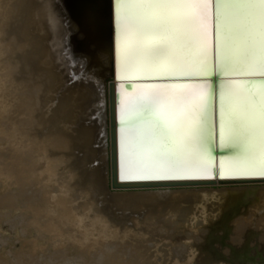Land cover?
<instances>
[{
    "label": "bare ground",
    "instance_id": "6f19581e",
    "mask_svg": "<svg viewBox=\"0 0 264 264\" xmlns=\"http://www.w3.org/2000/svg\"><path fill=\"white\" fill-rule=\"evenodd\" d=\"M3 2L25 6L15 22L0 29V123L4 120L5 142L0 177L7 182L0 205L22 200L35 217L30 226L60 239L54 252L58 259H66L63 241L71 239L79 249L77 257H88L94 264H180L177 259L185 254L187 264H218L226 253L212 251L207 239L196 243L202 238L198 231L205 224L223 234L233 224L239 233L247 229L248 236L249 224L229 198L213 195L212 189L264 184V83L235 78L264 74V0H216L215 60L220 73L232 77L220 81L216 110L209 102L207 81L115 86L120 79L114 74L107 0ZM115 46L118 78L203 77L212 66L210 0H120ZM85 68L92 70L91 78ZM82 72V78L92 80L86 87L90 92L81 83ZM216 113L219 145L243 147L240 155L221 158L218 170L209 151L211 136L217 145ZM211 125L212 135L207 130ZM177 177L207 178L170 180ZM150 178L155 180L132 181ZM184 189L200 190L202 196L212 190L211 197L225 202L216 212L211 209L192 219L185 212L190 218L174 221L177 233L189 239L174 238V230L173 240L161 241L157 233L152 235L150 214L142 217L126 209L137 203L140 192H174L178 199ZM174 195L168 196L176 201ZM186 230L197 238L185 235ZM136 234L145 241L135 239ZM40 244L32 239L30 247L37 251ZM248 246L242 243L238 251L231 246V259H247L246 254L253 253Z\"/></svg>",
    "mask_w": 264,
    "mask_h": 264
},
{
    "label": "rangeland",
    "instance_id": "374dc122",
    "mask_svg": "<svg viewBox=\"0 0 264 264\" xmlns=\"http://www.w3.org/2000/svg\"><path fill=\"white\" fill-rule=\"evenodd\" d=\"M22 6H25V4H22L21 6H17V4L15 2H3V3L0 4V11H2L1 16H0V29H5L7 27V25H8L7 24L8 22H12L13 23V22L16 21ZM31 9H32V7L28 8V10H31ZM7 41H5L3 43H6ZM86 66H87L86 68L88 69L89 67L90 68L92 67V64L87 63ZM86 68L83 71H84V73H85V71L88 72L89 74L85 73V75H88L91 78L92 70H90V69L86 70ZM84 73L82 72V75H80V80L83 79V81H81V83L84 82L83 86L86 85L85 88L87 86H88V88H90L89 84H90V82L92 80L89 79L88 76L86 78L85 77L82 78ZM88 88H86V89L89 90ZM2 89H3V87H0V92L3 91ZM87 90L86 91L84 90V91L89 95ZM89 92H90V90H89ZM0 128L2 129V132H0V148H1L2 146H4V143H5L4 142V138H1V136L3 137L4 120H1ZM3 165H4V158H2L0 160V168ZM251 186H247L248 189L246 187H244V186L243 187L239 186L238 188L237 187L236 188L235 187L231 188V187H228V186L227 187L220 186L222 188L218 187V189H212L213 191L217 192V193L213 192V195H216V194L220 193V194L225 195L224 198H226V197H227L226 199L229 198L228 200L231 201L232 204H235L232 207L238 208L239 211H240V213L238 211L239 214L242 215L244 213L246 215V217H247L245 219L246 220V224L247 225L249 224V226H248V230H249L248 232L249 233H247L248 236L245 235L246 232H247V229L243 233H239L236 230V228H238V227L235 226V229H234V226H232L233 224L229 225L230 228L226 227V229H225V231L223 233L224 235L222 234V231L217 232L215 230L216 231L215 232V231H213L214 229L212 230L211 227H209V225L205 226V224H204V226H203L201 224V226H203L202 228L206 227L208 229L210 228V230H208V229L206 230V228H204V230L200 229V231H198L199 234L197 235V237L199 238V236L200 237L202 236V238L200 240H198L196 243L204 244L205 240L207 239L208 241L211 242L210 243L211 244L210 249H213L212 251L216 250V252H218V251L219 252L220 251L225 252L226 253L225 254L226 257L223 258L222 260H218L217 261L218 264H264V208H263V210H259V211L257 210V209H260V207L262 208L264 206L263 205L264 204V202H263L264 201V190H263L264 189V184L261 185L260 187H259V185L257 187L254 186V185H251ZM243 189H245V190H243ZM212 190H211V192H209L210 190H208V194L205 195V196L203 195L204 196L203 197L201 195V193H199V192H201L200 190H198L199 191L198 192L197 190L190 191V190H185L184 189V190H181V191L178 192V195L182 194L184 196L183 197V196L180 195L181 198H179V196H177L179 200L174 195V192L173 193L172 192L161 193V192L152 190V192L154 194L152 195V193L150 192L151 196H147V193H148V195H150L149 194L150 190L149 191L147 190L146 193H145V191H144V193L142 192L143 194L140 192L139 193L140 195L138 194V197H137V199H138L137 203H135L133 205H129L130 207L128 206L126 209H128L127 210L128 212H138L140 214L141 213L144 214L142 217H148L149 214H150V216H152V218H154L153 219L154 222L151 220L148 223L150 225V227L153 226L152 230L154 231V234H152V235H156L155 233H157V235L161 236L160 237L161 241L162 240L170 241V240H173V238H172L173 236L172 235H174V234H176L174 236V238H176V237L182 238L181 236L183 234L179 233V232L177 233V229H176V226H175L176 222L179 219H182V220L185 221L187 219V217L190 216V214H191V219H192L193 216L203 215V214L206 215L207 213H209L211 211V209H212V212H216L218 209H220L219 206L222 207V208L224 207V203L225 202L222 203V200L218 199V197L217 198L216 197L215 198L211 197V196H213L212 195ZM6 191H7L6 178L4 176H2V177H0V196L5 194ZM251 191L253 192V194H252ZM144 194L147 197H145ZM195 194H197L198 198L196 197ZM155 195L158 196V200L160 199L159 201L157 200ZM168 195H170V196L172 195V197L174 195V198H176V201H175V199H173L172 197H170ZM252 195H254V196H252ZM152 196H155V197L152 199ZM193 196H194V198H193ZM209 196H210V198H209ZM199 197H201V200L199 199ZM206 197H208V198H206ZM257 197H259V198H257ZM202 200H203V202H202ZM169 201H170V204H171V201L172 202L175 201V203H173V207L172 206L171 207L167 206L168 208L165 209V206L169 204ZM256 202H258L257 205H256ZM259 202L260 203L263 202L262 206H261V204ZM123 203L126 205L125 202H123ZM164 203H165V205H164ZM179 203H182V204H179ZM194 203H196L197 205L194 204ZM199 203L202 204V205H199ZM175 204H176V206H175ZM193 204L196 207L195 208V211H196L195 214H193L194 213L193 212L194 211ZM258 204L260 206L259 208H258ZM183 205L184 206L186 205V206L184 207ZM12 206H14V207H12ZM197 206H198V210L199 209L201 210V211H199L200 213L203 211L201 214L198 212V210H196ZM200 206L204 207V209H206L205 212H204V209L202 210ZM244 206H246V207H244ZM151 207H153V209ZM253 207H255V209H252ZM187 208H188V210H187ZM162 209L164 210V212H162ZM166 210L168 212H170V213L168 214L166 212ZM159 211H161V212H159ZM172 211H174V212H172ZM185 212H186V214L188 216L185 214ZM190 212H192V213H190ZM256 212H258V215H255V214H257ZM161 214H163V215L161 216ZM170 214H172L173 216L170 217ZM159 215H160V217H159ZM174 215L177 216V217L173 218ZM183 215H184V217H183ZM166 216H167V218L168 217L169 218L168 219L165 218ZM23 217H24V219H23ZM28 217H30V218L26 219ZM31 218L34 221L35 217L30 212V210L26 208L24 202L22 200H20V199L18 200V202L16 204L15 203H13V204L4 203V204L0 205V264H78V263L85 264V262H87L86 264H94L93 261L90 258H88V257L87 258L85 257V259H84V257L83 258L80 257L81 259L79 257H77V256H80L79 249L75 245V242L73 240H71V239L63 241V243L66 245V249L68 251L67 257L65 255L66 259H64V258L63 259L62 258H59V259L56 258L54 252L56 250V243H59V244L61 243L60 239H58L57 236L55 235V233H53V232L44 231L43 229H39V228L36 229L35 227L30 226L29 220L31 222H33L31 220ZM156 218H157V220H155ZM188 218H190V217H188ZM40 219H42V217ZM161 219H163V220H161ZM173 219H175V220H173ZM43 220H44V218L42 220H40V221H43ZM159 220H161V221H159ZM230 220H231V216L229 218H227V222H229ZM247 220H249V222ZM171 221H173V222H171ZM174 221H176V222H174ZM43 222L42 223L40 222V223L43 225ZM161 223L163 225H165L164 228H163V226L161 227V225H162ZM169 223H170L171 226L169 225ZM154 226L156 227V230H154V228H155ZM39 227L41 228V225ZM166 227L167 228L169 227V228L167 229ZM165 228H166V231H165ZM252 229H253V231L256 230L254 233L252 232L253 234L250 231ZM168 230H170V231H168ZM174 230H175V233H174ZM188 231L189 230L184 231L186 233L185 235L190 234L191 235L190 237L192 239H195L196 236L193 235V233H191L190 231L189 232ZM232 231H234L233 232L234 234L232 233ZM236 231H237V233H236ZM257 231H258V233H257ZM259 231L261 232L260 234H259ZM170 232L172 233V235H171ZM212 232H214V233H212ZM166 233H168V234L166 235ZM256 233L259 234V236H256L257 235ZM230 234H232L233 236L232 235L228 236ZM192 235L194 236V238H193ZM252 235H254V237H252ZM188 236L187 237L183 236L182 239L188 238ZM210 236H212V237H210ZM217 236H223V237H220L219 239H217L218 238ZM239 236L241 238L240 240H238ZM249 236H251L252 238L249 237ZM134 238L135 239H141V240L145 241V239H142L138 234H136L134 236ZM226 238H228L229 240L226 239ZM254 238H256V239H254ZM32 239L33 240L34 239H38V241L41 243L40 244V248L37 251L32 250L33 248L30 247ZM222 239H224V240H222ZM185 240H187V239H185ZM217 240H218V242H217ZM247 240H249V241H247ZM155 242L157 243V242H159V240H155ZM219 243H220V245H219ZM242 243H243V245H245V243L249 244L248 247H250V251L253 252V253L246 254V257H248L249 259L248 258L246 259V258H243V257H238V258L236 257L235 259L234 258L231 259L230 254H229L233 250V249L231 250V248L234 247L238 251V250H240L242 248ZM183 244H186V242L183 243ZM192 244L193 243H190V245H188L187 248H190L192 246ZM229 244H230V246H229ZM160 245H165V243H160ZM167 246L170 247L171 245L168 243ZM223 247H224V249H223ZM149 248L152 249L153 245L150 246ZM186 256H187V254H185L182 258L177 259V261L179 260L180 264H187ZM82 259H83V262H82ZM173 259H175V258L173 257ZM84 260H86V261L84 262ZM89 260H91V262ZM157 260L160 261V258H157ZM240 261H241V263H240ZM172 263H173V261L169 262V264H172ZM114 264H117V263H114ZM138 264H146V261L140 262ZM188 264H194V263H188ZM206 264H208V263L206 262Z\"/></svg>",
    "mask_w": 264,
    "mask_h": 264
},
{
    "label": "water",
    "instance_id": "95a60500",
    "mask_svg": "<svg viewBox=\"0 0 264 264\" xmlns=\"http://www.w3.org/2000/svg\"><path fill=\"white\" fill-rule=\"evenodd\" d=\"M120 0H107V17L110 19V21L107 22V29L109 28L110 31V37H111V44H112V50L114 53V62H115V69L114 74L116 79H120L116 81L115 86L117 82H132V81H139V82H147V81H164L168 83H181V82H189V81H207L208 82V94H209V102L211 103V106L213 107V103H215V110L217 109L218 105V89L220 85V81L223 79H231L232 77H224L219 70L218 64L215 60V54H216V48H215V42H216V0H210V7H211V32H212V66L208 70L207 74L203 77H154V78H118L116 75V46H115V35H116V28H117V9H118V3ZM104 10H102L103 12ZM101 12V11H100ZM106 25V26H107ZM112 33H113V39H112ZM214 48V49H213ZM213 50H214V56H213ZM214 58V60H213ZM110 70V68H108ZM112 73V69L110 70ZM235 78H244L248 81L249 84H251L254 81H260L264 83V74L263 75H244V76H237ZM233 78V79H235ZM115 98L117 100V91H115ZM215 136L217 140V145L214 146L212 144V136L209 138L211 140V146L209 147L210 155L213 157V160L216 162V168L218 170V164L221 158L223 157H235L240 155L241 150L243 147L240 145V143L231 144V143H225L223 145H219V126H218V114H215ZM208 133L212 135L213 133V127L212 125L207 128ZM217 175L218 171H217ZM241 175L237 176L240 177ZM236 177V176H235ZM200 178H207V177H177L176 179L171 178L170 180H197ZM159 179V178H158ZM145 180H155L153 178L150 179H138V180H132V181H145Z\"/></svg>",
    "mask_w": 264,
    "mask_h": 264
}]
</instances>
